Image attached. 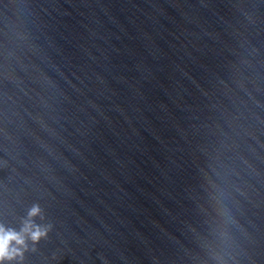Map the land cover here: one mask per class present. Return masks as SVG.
Instances as JSON below:
<instances>
[{
	"label": "clouds",
	"instance_id": "9594fccd",
	"mask_svg": "<svg viewBox=\"0 0 264 264\" xmlns=\"http://www.w3.org/2000/svg\"><path fill=\"white\" fill-rule=\"evenodd\" d=\"M38 213L39 209L37 207H34L30 211L29 216L32 217L37 215ZM34 227L35 226L30 221H27L25 223L24 229H22V232L29 233L31 239L36 240L41 235H43V232L38 227L35 228V231H33L32 229ZM13 242H15L16 245H24L25 240L23 235L11 230L5 231V229L0 227V260H3L5 258L11 259L14 254L18 253V249L12 247Z\"/></svg>",
	"mask_w": 264,
	"mask_h": 264
}]
</instances>
